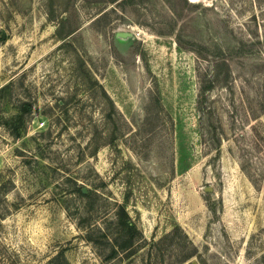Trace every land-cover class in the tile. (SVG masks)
<instances>
[{
    "label": "rangeland",
    "instance_id": "obj_1",
    "mask_svg": "<svg viewBox=\"0 0 264 264\" xmlns=\"http://www.w3.org/2000/svg\"><path fill=\"white\" fill-rule=\"evenodd\" d=\"M185 259L264 264V0H0V264Z\"/></svg>",
    "mask_w": 264,
    "mask_h": 264
},
{
    "label": "trees",
    "instance_id": "obj_2",
    "mask_svg": "<svg viewBox=\"0 0 264 264\" xmlns=\"http://www.w3.org/2000/svg\"><path fill=\"white\" fill-rule=\"evenodd\" d=\"M81 194H82V196H85L84 195V193L81 191ZM119 209H120V211H121V216H120V218L123 220L122 221V225H123V228L126 230V232L127 233H131L133 230H135L136 229V226H135V224H133V222L130 220V218H129V216H128V214H127V212H126V208L124 207V206H119ZM172 234V233H171ZM170 236V235H169ZM127 246L128 247H132V245H131V240L129 241V243H127ZM127 246H124L125 248L127 247ZM124 247H121L122 249H124ZM130 249V248H129ZM132 251V250H131ZM112 255L114 256V255H116L117 253H118V250H117V247H114L113 248V251H112ZM134 255V253L133 252H130L129 254L127 253V257L128 258H130V257H132ZM187 260L188 259H185V261H183V263H181V264H185L186 262H187ZM130 264V263H129ZM190 264V263H189Z\"/></svg>",
    "mask_w": 264,
    "mask_h": 264
},
{
    "label": "water",
    "instance_id": "obj_3",
    "mask_svg": "<svg viewBox=\"0 0 264 264\" xmlns=\"http://www.w3.org/2000/svg\"><path fill=\"white\" fill-rule=\"evenodd\" d=\"M116 35L118 38H122V39H125V38H128L131 36L130 33H122V32H118ZM206 190H207V192H209V190H211V189L207 188ZM83 193H86L85 189H83ZM193 264H196V263L194 262Z\"/></svg>",
    "mask_w": 264,
    "mask_h": 264
}]
</instances>
